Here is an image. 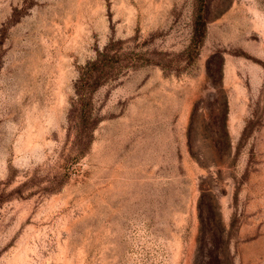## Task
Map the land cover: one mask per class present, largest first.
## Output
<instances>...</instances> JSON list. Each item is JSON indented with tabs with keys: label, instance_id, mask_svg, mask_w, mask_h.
<instances>
[{
	"label": "rangeland",
	"instance_id": "374dc122",
	"mask_svg": "<svg viewBox=\"0 0 264 264\" xmlns=\"http://www.w3.org/2000/svg\"><path fill=\"white\" fill-rule=\"evenodd\" d=\"M204 1L190 56L199 0H0V264H202L201 182L220 263L264 264V0ZM110 42L87 120L76 84ZM215 52L233 155L205 167L187 132L198 101L219 113Z\"/></svg>",
	"mask_w": 264,
	"mask_h": 264
},
{
	"label": "trees",
	"instance_id": "16d2710c",
	"mask_svg": "<svg viewBox=\"0 0 264 264\" xmlns=\"http://www.w3.org/2000/svg\"><path fill=\"white\" fill-rule=\"evenodd\" d=\"M206 4L204 0H199V7L196 12L193 36L191 45L187 52L190 56L198 55L204 43L206 36ZM112 42H110L103 51H99L95 60L90 61L83 67L80 77L76 84L77 106L82 115L90 119V97L89 91H93L102 85L108 69L116 67L120 59L112 53ZM213 65L215 68L213 69ZM224 58L221 53H213L207 61V77L212 79L216 77L218 81L214 83L216 95L219 102V113L217 116L206 115L199 112L203 102L198 101L191 113L188 127V144L192 156L205 167L211 164L221 165L232 161L233 144L228 130L229 104L228 97L222 84ZM201 118V119H200ZM91 129V128H90ZM91 138V134L88 135ZM88 137V138H89ZM208 177L202 179L206 181ZM201 196L199 201L201 228L199 235V250H201L202 264H221L219 261L220 253L215 251L219 245L222 246L223 255L227 261L231 262V239L230 234L226 231L222 223H216L217 205L211 198L204 203L206 196L211 195L209 189L200 185ZM213 195V194H212ZM205 204V205H204ZM207 213V214H206ZM213 218V219H212ZM216 223V225H214Z\"/></svg>",
	"mask_w": 264,
	"mask_h": 264
},
{
	"label": "bare ground",
	"instance_id": "6f19581e",
	"mask_svg": "<svg viewBox=\"0 0 264 264\" xmlns=\"http://www.w3.org/2000/svg\"><path fill=\"white\" fill-rule=\"evenodd\" d=\"M82 1V0H81ZM79 36V35H78Z\"/></svg>",
	"mask_w": 264,
	"mask_h": 264
}]
</instances>
